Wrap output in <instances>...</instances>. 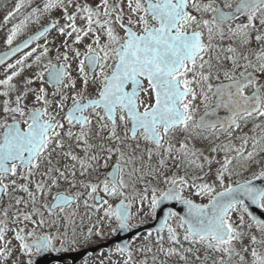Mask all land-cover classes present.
Segmentation results:
<instances>
[{"label": "rangeland", "instance_id": "obj_1", "mask_svg": "<svg viewBox=\"0 0 264 264\" xmlns=\"http://www.w3.org/2000/svg\"><path fill=\"white\" fill-rule=\"evenodd\" d=\"M237 1L193 0L182 26L195 22L208 33V39L204 54L181 70L190 86H198L200 80L205 88L247 69L259 73L264 84V7L241 13L229 22L216 19V4L230 8ZM154 21L145 0H12L0 6V50L55 22L50 32L0 67V135L13 119L26 127L29 123L26 112L30 108L41 107L45 118L57 120L48 145L35 159L49 168L45 176L42 178L40 173L43 165L36 168V163L29 166L16 163L10 173L4 174L5 193L0 199V222L5 228L0 236L1 264L32 263L36 250L31 240L43 232L54 234L53 245H64L69 235H64L65 225L63 234L58 231L57 221L62 216L69 219L71 214L74 222L72 212L76 206L54 213L49 201L55 192H75L82 196L84 206L89 205L84 231L77 242L81 246L91 239L116 234L119 219L114 218L112 210L121 196L133 200L128 218L133 225L153 217L155 196L176 176H186L191 183L187 193L204 201L214 190L237 177L251 176L264 169V85L262 108L253 121L232 132L202 130L201 141L190 136L195 131L191 125L185 137H175L173 133L163 146L143 143V138H132L131 127L123 119L112 125L101 109L91 110L88 126L70 121L65 110L76 98L95 94L100 75L116 60L117 42L125 37L124 24L141 32ZM237 37L243 41L241 45L235 43ZM91 51L98 52L101 59L98 72L89 78L85 56ZM53 62L67 67L65 81L58 86L51 85L46 78ZM196 86L187 102L189 119L197 116L204 105L203 98H198L203 89L200 91V86ZM142 96L143 104L153 96L149 84ZM114 136L115 145L111 143ZM114 160L121 164L120 185L107 178ZM82 171H87V180L85 175L81 179ZM39 178L40 181L36 180ZM95 192L102 195L100 204L95 202ZM51 218L53 222L49 224ZM245 219L239 222L242 228ZM159 238L146 232L126 252L114 245L81 264H131L139 260L145 264H257L256 251L259 252L260 245H253L251 238L243 239L248 246L235 243V247L218 254L212 253L208 246H200L197 259L183 245L184 260L180 262L176 258L162 260L166 248Z\"/></svg>", "mask_w": 264, "mask_h": 264}, {"label": "water", "instance_id": "obj_2", "mask_svg": "<svg viewBox=\"0 0 264 264\" xmlns=\"http://www.w3.org/2000/svg\"><path fill=\"white\" fill-rule=\"evenodd\" d=\"M145 1L148 13L155 17L157 24L150 25L141 33L131 25L125 24L126 39L118 46V60L108 75L100 96L90 98L86 102L78 101L66 113L70 119L86 124L85 109L92 106L101 107L106 115L114 120L116 108L121 106L133 120L132 134L139 129H145L151 139L160 141L158 125H165L169 129L186 120V110L182 102L188 95L189 89L183 84V77L178 71L186 61H196L197 55L203 50V38L200 31L179 30V22L186 16L188 0ZM261 5L264 6V0H238L231 9L219 5L217 18L221 21H230L236 15ZM54 26L55 22H51L12 46L0 50V67L29 48ZM98 61L99 56L95 52L86 56L90 73H93ZM66 72L64 63L53 62L47 71L46 78L51 85H61L65 81ZM144 78H147L154 87L157 103L147 110L140 111L138 97L142 91ZM258 79H260L259 74L249 70L239 78L218 82L214 90L216 103L199 115V125L202 127L220 125L224 132L232 125L238 126L236 115L260 110L263 103L261 96L263 84H258L249 95L243 92L246 84ZM129 83L131 88L126 89ZM43 114L44 110L41 107L30 108L26 113V118L29 120L26 128L18 119H13L4 126L0 139V174L10 172L11 164L14 162L28 166L38 156L47 141L50 130L55 125L54 120L45 119ZM119 171L120 164L116 161L108 173V177L115 183H118ZM2 181L0 178V198L4 194ZM181 181V179L176 180L156 199L157 208L153 219L134 226L128 223L131 202L119 201L116 207L120 221L116 234L94 245L74 251L57 252L48 250L49 235L33 238L32 245H36L39 249L35 264H51L67 260L71 261L68 264H76L90 252L107 249L115 243L121 250L126 251L136 236L148 230L165 228L171 210L182 214L191 232L203 235L225 227L224 218L228 210L236 203L245 204L253 216L264 220V209L260 205V198L264 194V169L249 180L218 192L207 204L179 199L181 192L178 185ZM72 199V196L59 192L51 207L66 205ZM97 199H100L99 195ZM2 233L3 225L0 224V235ZM262 259L264 260V255ZM135 264L144 263L140 261Z\"/></svg>", "mask_w": 264, "mask_h": 264}, {"label": "flooded vegetation", "instance_id": "obj_3", "mask_svg": "<svg viewBox=\"0 0 264 264\" xmlns=\"http://www.w3.org/2000/svg\"><path fill=\"white\" fill-rule=\"evenodd\" d=\"M174 2H175V0H174ZM192 2H193V0H188L187 10H186V16H185V18L182 21L179 22V30L189 31V32L190 31H200L201 32L202 38H203V50H202L201 53H199L197 55V58H196V60H197L205 52V46H206V41L208 39V33L205 30H203V28H200V27L196 26L195 25V22H194L193 25H190V26H187V27H183L182 26V23L185 20H187V18L189 17V12H190V9L192 7ZM219 5H221L222 7H224L222 4H219L218 3V4H216V10L218 9V6ZM234 5L233 6H230V8H227L226 7V9H231V8L234 7ZM238 15H236V16H238ZM154 19H155V17H154ZM216 19L219 22H223V23L224 22H229V21H221V20H219L217 18V13H216ZM154 23L157 24V20L156 19H155L154 22L150 23V25H152ZM124 28H125V24H124ZM144 31H141V32H144ZM125 33H126V28H125ZM125 39H126V34H125V37H124L123 40H119L117 42V45H116V53H117L116 60L114 61L113 65L111 67L107 68V70L106 71H103V73L100 75V77H99V89H98V91L95 94H88L86 97H80V98H76L75 100H73V102L71 103L70 107L65 110V113L67 112L68 109H70L78 101H80V102H86L90 98H96V97H99L100 96V94H101V92L103 90V87H104V85L106 83L107 77L112 72V70H113V68H114V66H115V64H116V62L118 60V46ZM91 52H95V51H91ZM91 52H89V53H91ZM95 53L98 54L99 61H98V65L95 68V70L93 71V73H90L89 67L86 64V56L88 54H86V56H85V64H86V66L88 68L89 78H91L92 76L94 77L95 74L99 70L98 67H99V62H100L101 56H100V54L98 52H95ZM186 63H189V62L186 61L184 63L183 67L178 71L179 74H181V70L184 68V66H185ZM249 70H253V69L244 70L239 75L228 76V77H225V78L220 79V80L218 79V80H216L214 82L213 85L211 83H209L205 88H203L201 86L202 84H201V81L199 80L198 83H197L198 86H196V85L195 86L196 87H199L200 86V88H199L200 91H201V89H203L202 92H199L198 93V96H199L198 98L200 99V96H201V98H203V100H204L203 101V104L204 105H203V109L201 110V112L197 116H192L190 119L188 118L189 108H188L187 102L192 98L193 94L195 93V86H190L184 80V77L181 74L182 77H183V84L185 86H187L188 89H189L188 95L184 97V100L182 102V105H183V107L186 110V120L184 121V123L177 124V125H173L169 129H167L165 125H158L157 126V130H158V132H159V134L161 136V140L160 141H156V140L151 139L145 129H139L135 134H132L133 120L126 114V110L123 107H121V106H118L116 108V116H115V119L114 120L110 119V117H108L106 115L105 110L103 108L97 107V106H92L90 108L85 109L84 114L87 117V119H86L87 120V123L86 124H83V123H81V122H79L77 120L70 119L69 117L68 118L70 119L71 122H74L77 125L88 126L89 124H91V120H89V114H90L91 110L101 109L102 115L105 116L107 118V120L112 125H116L119 122V120L123 119L125 121V123L128 124V126L131 127L130 134L132 135V138L134 140H139V138H143L142 139L143 141L140 140V142L141 141L143 143H148L149 142V143L155 144L157 146H163V144H165L170 139V136L173 133H175L174 134L175 137H180V135H178L177 132H178L179 126H182V125H185L186 127H190L191 125H193V126L198 125L199 127L204 128V129H201V130L198 129L197 130L198 132L199 131L201 132L202 130H205L206 132H208V131L209 132L210 131H216L217 133H225V132H229V131L232 132L235 129H241L247 123L253 121V119L259 114V112H260V110H261L262 107L257 112H245V113H240V114L236 115V120L238 121V126L232 125L227 131H224V132L221 130V126L220 125H218V126H211V127H202V126H200L199 123H198V117H199V115L201 113H203L204 111H206L207 109H209L210 107H212V106L215 105V103H216V94H215V91L214 90H215V85L218 82L239 78V77H241L242 75H244ZM259 76H260V79L255 80V81H252V82H249L248 84H246L243 87V92H244L245 95H249L250 93H252L255 90V88H256V86L258 84H261V83L263 84L262 77H261L260 74H259ZM146 84H149V86H150V88H151V90L153 92V96L151 97V99H150L149 102H147L146 104H143L142 103V97H143L142 94L144 93V90L146 88ZM263 85L261 87V96H262V88H263ZM130 88H131V84L129 83L127 85L126 89H130ZM262 101H263V97H262ZM156 103H157L156 91H155L154 87L151 85V83L149 82V80L147 78H144V83H143V86H142V91H141V93H140V95L138 97V107H139V110L140 111L147 110V109L151 108L153 105H155ZM66 115H67V113H66ZM45 119H47V118H45ZM48 120H50V119H48ZM51 120H54L55 121V125L57 124V120L56 119H51ZM193 128L195 130V127H193ZM192 132H193V130L191 131V133ZM191 133H190V136L192 135ZM50 136H51V134L49 133L48 134V137H47V141L43 145V147L40 150V153L38 154V156L36 157V159L44 151V148L48 145ZM181 136L184 137L183 135H181ZM114 138H115V140L117 139L116 136H114ZM124 146H125L124 148H126V145H124ZM177 151L179 152V150H177ZM175 157H176V159H178V156H175ZM116 161H118V160H114L113 163L116 162ZM118 162L120 164V161H118ZM16 163L20 164L19 162L12 163L11 164V170H12L13 165L16 164ZM34 163H36V168H37V165H43V171L40 172L41 175H42V178H43L45 176V174L47 173V169H49V168H47L46 163L39 164L37 160H36V162L34 160L32 162V164H30V165H33ZM113 163H112V165H113ZM112 165L109 167V169L107 171V178L110 181H112L115 185H120L121 164H120V171H119L118 183H115L113 180H111L108 177V173H109V170L112 167ZM10 172H8V173H10ZM82 172H83V174L81 175V179H83V175H85V178L84 179L87 180V178H88L87 171H85V172L82 171ZM259 172H257L256 174H253L251 176H247V177H240V178L237 177L236 179H234L232 182L228 183L223 188H220L218 190H214L213 189L214 191L211 190V192L213 191L212 194H211V197L208 198L207 200H204V201L197 200L193 196H191L190 194L187 193V187H189L191 185V183L189 182V179L186 176H176V177L170 179V181L168 182V184L165 186V188L163 189V191L160 194H158V195L155 196L154 204H153V206H154V213H153V217L150 218L149 220H151V219H153L155 217L156 208H157L156 199L159 196H161L163 193H165L175 183V181L178 180V179H181L182 180L180 182V184L178 185V189L181 192L180 193V196L178 197L179 199H189V200H193V201H195L197 203H200V204H207V203H209V202L212 201V199L214 198V196L218 192L223 191V190L227 189L228 187H230L232 185H235V184L244 182L246 180H249L250 178L258 175ZM36 175H37V171H36ZM0 178L3 180V183H4V179H5L4 174H0ZM40 179L41 178L36 179V180L40 181ZM36 185H37V183H36ZM59 192H63L65 194H67L68 196H72L73 199H72V201H70L66 205H61V206H59L57 208H52L51 207V204L54 201L57 193H59ZM98 195L100 197L99 200L97 199V196ZM94 199H95V202L96 203H99L100 204L102 202V195L99 192H95ZM121 200H125V201H130L131 202V212H132L133 206H134L132 198L130 196H127V197H124V196L122 197L121 196L116 201V203L114 204V208L112 210L113 216L119 217V214L117 212L116 205ZM82 201H83L82 196H80L79 194H76L75 192H72V191H58V192H55L52 195V197H51V199L49 201V207H50V209L54 213H57L59 211L70 210V208L76 206V208L74 209V212H72L73 217H75V219H76L74 222L71 220V214L69 215V219H66L65 216H62V217L58 218V221H57L58 223L64 222L65 229H66L64 235H65V237H67L69 235L68 236L69 238H66L65 239L64 245H62V244L61 245H58V246L53 245V243H52V240H53L52 239V236L54 234L51 233V232H43L41 234L35 235L33 238H35L37 236H41V235L47 234V235H49L48 250H50V251H57V252H66V251H74V250H79V249H82V248H86L88 246L94 245V244H96V243H98L100 241H104V240H106V239L111 238L112 236H114L115 234L112 235V236H110V237H108V238H104V237L94 238V239H91L89 241L83 242L82 243L83 245H81V246H77L78 239L80 238V236L82 235V233L84 231L82 229L84 227L83 223H84L85 217L88 214V212L90 211V209L88 207L89 205L84 206V204L82 203ZM260 205L264 209V194L260 198ZM131 212L129 214V217L131 216ZM243 217L246 218V219H245V223H244L243 228H242V227L239 226V222H240V220ZM36 218H35V221H38ZM149 220H146V221H149ZM146 221H142V222H146ZM176 221H177V223H176ZM224 221H225L226 226L225 227H222L219 231L210 233L208 235H203V234H199V233H193V232H191L188 224L184 221V219L182 217V214L179 213L176 210H171L170 213H169L168 219H167V226L165 228H163V229H156V230H148V231L143 232L141 235L136 236L134 238V240L132 241V243L130 244L129 248L126 251H128L130 249L131 245L133 244V242L138 237L142 236L146 232H153L154 234H157L160 237L159 238L160 242L165 246L164 248H166L164 250L165 251V254H163V258H162L163 261L164 260L165 261L166 260L172 261V259L175 260V258H176V260H178V262L184 260L183 250L181 249V246H183V245H185L188 248L187 253L188 254L190 253L191 257H194L195 258L196 255H197L198 249L200 248V246L201 247H204V245L205 246H208V248L212 251V253L218 254L220 252V250H223L225 248L227 250H229V248L235 247L234 246L235 243L236 244H239V245L242 244V247L248 246V244H243L245 242L243 239L244 238H251V242H252L253 245H256V244L257 245H260L258 247L259 252H258V250L256 251L257 252V259H256L257 260V264H264V260L262 259V255H264V220L258 219L257 217L253 216L249 212V210H248V208H247V206L245 204H243V203H236V204H234L228 210V212H227V214H226V216L224 218ZM52 222H53V218H51L48 223L50 224ZM0 224L3 225V233H4V230H5L4 224H3V222H0ZM136 224H133V225H130V226H134ZM80 229H81V231L78 232V230H80ZM258 239L261 242H259ZM67 243H70V245L68 247H65V246H67ZM114 245H116L120 249V247L118 246V244L115 243L112 246H114ZM111 247H109L107 249H99V250H97L95 252H90L88 256L82 258L76 264H81L86 259H88V258H90V257H92V256H94V255H96L98 253H101V252H103L105 250H109V249H111ZM177 247H179L178 251H177ZM34 248L36 250L35 251V256L33 257L32 263H29V264H35L36 263V255H37L39 249H38V247L36 245L34 246ZM198 257L199 256H197L195 259H197ZM69 262H71V261L70 260H67L66 262H58V261H56V262H53L51 264H68ZM137 262H140V260L137 261ZM137 262L134 261L131 264H135ZM0 263H1V256H0ZM15 264H17V263H15Z\"/></svg>", "mask_w": 264, "mask_h": 264}, {"label": "trees", "instance_id": "obj_4", "mask_svg": "<svg viewBox=\"0 0 264 264\" xmlns=\"http://www.w3.org/2000/svg\"><path fill=\"white\" fill-rule=\"evenodd\" d=\"M9 1H12V0H0V6L1 5H3V4H5V3H7V2H9ZM207 39V38H206ZM249 38L247 37L246 38V40H248ZM237 42V44L238 45H241V42H243V41H241L238 37L237 38H235V43ZM181 128H185L183 131H181ZM200 130V129H202L201 127H199V126H196L195 125V131H193L191 134H192V137H193V139L195 140V141H201L202 140V133L201 132H198L197 130ZM188 130H189V128L187 127L186 128V126L185 125H182V126H179V128H178V132H177V134L178 135H183L184 137H185V135L187 134V132H188ZM198 132V133H197ZM111 143L112 144H116V140H115V138L113 137V139H112V141H111ZM114 218L118 221V217L117 216H114ZM145 220V219H144ZM64 222H60V223H58L57 224V229H58V231L61 233V234H63L64 232Z\"/></svg>", "mask_w": 264, "mask_h": 264}]
</instances>
